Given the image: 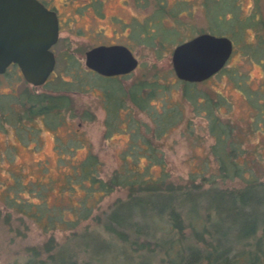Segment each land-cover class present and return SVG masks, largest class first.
I'll list each match as a JSON object with an SVG mask.
<instances>
[{
    "label": "rangeland",
    "instance_id": "obj_1",
    "mask_svg": "<svg viewBox=\"0 0 264 264\" xmlns=\"http://www.w3.org/2000/svg\"><path fill=\"white\" fill-rule=\"evenodd\" d=\"M43 1L57 9L60 19L59 39L52 47L56 66L47 84L32 85L19 67L0 74V264L22 260L27 245L43 247L52 240L60 247L71 245L81 233L93 234L99 227L97 220L115 202L128 197V188L116 187L105 193L96 183L93 190V183L91 187L89 181L78 177L89 156L97 162L96 174L103 181L125 162L143 170L150 160L154 162L148 173L158 175L163 170L176 182L202 183L203 175L212 177L217 167L210 152L215 139L209 133L205 100L199 96L203 102L196 106L184 95L183 80L176 75L172 60L174 48L198 34L226 35L234 43L227 63L204 82H196V92L221 101L216 113L224 123L235 126L251 155L262 159L264 168V122L263 131H253L258 111L249 95L264 100V62L245 49L246 43L257 41L254 30L248 29L234 40L232 33L214 25L204 0ZM238 2L243 16L255 5L254 0ZM260 8L264 20V0ZM157 19L162 24H157ZM161 26L174 29L177 38L163 42L158 31ZM152 31L155 36L147 39ZM102 44L126 45L138 58L132 72L118 75L127 97L114 116L108 113V100L96 79L101 74L85 64L86 52ZM74 67L80 71L78 82L80 79L85 88L75 86L77 89L68 93L71 108L58 116L21 118L18 127L24 112L20 96L31 91L59 93L55 86L62 79L71 80L74 75L66 70ZM139 83L156 89L143 108L130 98V87ZM139 92L143 98L148 94L144 88ZM158 114L167 123L159 134L154 122ZM132 145H136L133 150ZM240 184L238 180H218L221 187ZM203 185L207 187L209 182ZM11 197L27 210L44 213L39 220L25 215L10 203ZM86 210L87 218L73 226L71 221L80 219ZM47 212L53 215L51 223Z\"/></svg>",
    "mask_w": 264,
    "mask_h": 264
},
{
    "label": "trees",
    "instance_id": "obj_2",
    "mask_svg": "<svg viewBox=\"0 0 264 264\" xmlns=\"http://www.w3.org/2000/svg\"><path fill=\"white\" fill-rule=\"evenodd\" d=\"M260 1L254 0L253 9L245 16L238 0H204L203 5L214 25L220 27L221 31L228 30L234 40L240 39V34L242 36L248 29L254 30L257 41L246 43L245 49L247 54L264 62V20ZM157 20V24H162L160 19ZM158 31L163 42L177 38L174 29L161 26ZM154 32H149L147 39L152 40ZM66 72L77 76L71 80H60L54 88L59 93L31 91L20 96L18 102L23 105L24 112L19 117L18 127L21 118L29 120L51 114L58 116L62 110L71 108L68 93L76 87L85 88V84L80 79L78 82V68ZM96 79L108 100L109 115H117L126 100L127 91L118 82V76L98 75ZM183 83L184 95L192 99L194 105L202 103L201 99L205 100L203 105L207 108L205 113H208L209 133L215 139L210 149L217 163L212 177H204L200 173L203 175L202 183L195 180L176 182L168 178L163 170L158 175L148 173V168L154 162L150 160L143 170H139L135 163L130 166L125 162L112 177L103 181L96 174L97 162L89 156L81 164L82 171L78 177L89 181L91 187L93 183V190L97 188L96 183L105 193L116 187L128 188V197L115 202L112 209L97 220L99 227L93 234L81 233L77 235V241L71 245L64 243L60 247L52 240L43 247L27 245L26 254L21 257L22 260L15 261L16 264H264L262 159L251 155L235 126L230 122L224 123L216 113L221 101L203 93L198 94L196 82L183 80ZM142 84L129 89L131 102L140 108L148 106L149 97L156 91L155 87H144ZM141 88L148 90L144 98L139 92ZM249 95L253 107L258 111L253 119V131H263L264 100L255 99L251 93ZM166 109V112L170 110L168 107ZM154 119L156 132L163 133L166 121L159 114ZM146 140L149 141L148 138ZM135 146L132 145V150ZM159 163L162 165L163 160ZM218 180H238L241 184L221 187ZM205 182H209L207 187L203 185ZM10 203L16 204L19 212L36 220L44 213V210H27L23 203L12 197ZM86 212L80 219L71 221L73 226L87 218ZM47 213L51 223L53 215Z\"/></svg>",
    "mask_w": 264,
    "mask_h": 264
},
{
    "label": "water",
    "instance_id": "obj_3",
    "mask_svg": "<svg viewBox=\"0 0 264 264\" xmlns=\"http://www.w3.org/2000/svg\"><path fill=\"white\" fill-rule=\"evenodd\" d=\"M58 39L56 11L39 0H0V74L15 63L26 81L44 84L56 66L52 47ZM233 49L226 35L198 34L174 48V71L181 80L205 81L222 69ZM85 64L102 76H116L132 72L138 58L126 45L102 44L86 52Z\"/></svg>",
    "mask_w": 264,
    "mask_h": 264
},
{
    "label": "flooded vegetation",
    "instance_id": "obj_4",
    "mask_svg": "<svg viewBox=\"0 0 264 264\" xmlns=\"http://www.w3.org/2000/svg\"><path fill=\"white\" fill-rule=\"evenodd\" d=\"M39 1L42 2V3H43L48 9H51V10L56 11L57 16H58V20H59V31H60V19H59V14H58V12H57V9H55V8H53V7H51V6H49L48 3L45 2V1H43V0H39ZM11 67H19V66H18L17 64H15V63H12V64H10V65L8 66V68L6 69L5 72H7L8 69L11 68ZM91 71H93V70H91ZM5 72H4V73H5ZM1 74H3V73H1ZM121 75H123V74H121ZM121 75H119V76H121ZM125 75H126V74H125ZM116 76H118V75H116Z\"/></svg>",
    "mask_w": 264,
    "mask_h": 264
}]
</instances>
